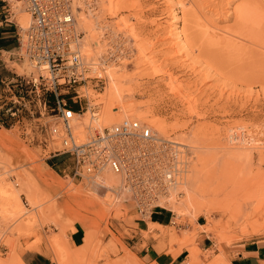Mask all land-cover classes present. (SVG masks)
Wrapping results in <instances>:
<instances>
[{
	"label": "rangeland",
	"instance_id": "rangeland-1",
	"mask_svg": "<svg viewBox=\"0 0 264 264\" xmlns=\"http://www.w3.org/2000/svg\"><path fill=\"white\" fill-rule=\"evenodd\" d=\"M78 1L73 5L79 7L76 12L88 19L87 12L92 11L99 31L85 36L79 24L82 17L77 16L80 37L76 50L87 63L91 62L88 55L100 54L96 75L102 78L68 93L63 88L59 99L73 111L75 106L76 121L86 125L90 107L96 106L101 117L107 94L105 73L117 70L121 96L132 106L127 112L131 118L120 122L138 117L135 121L152 125L161 137L185 143L190 152H186L191 158L186 184L175 191L183 195L173 196L171 200L177 202L170 201L167 210L175 225L150 224V230L156 231L152 236L156 248L173 256L185 251L184 264H228L221 246L264 239V56L245 60L248 63L235 59L236 64L202 46L196 24L208 22L217 33L214 40L222 41V31L239 32L236 13L241 6L252 2L262 12L264 0ZM254 12L250 14L256 16L258 11ZM259 17L241 26L247 32L243 46L238 44L240 50L252 44L264 53V17ZM22 20L25 27L27 17ZM170 21L181 32V39L170 34L174 28ZM14 67L22 75L30 72L25 66ZM49 96L46 100L53 104L54 97L50 102ZM40 102L41 98L24 93L23 100L8 106L6 117L0 115V229L5 246L0 264H23L19 253L34 251L39 245L52 264H59L58 251L63 264H143L132 248L129 227L140 219L132 207L110 201L104 189L45 166L53 158L50 147L44 149L42 125L50 118L37 119ZM110 108H117L112 111L119 114L116 104ZM159 126L167 128L166 134L158 132ZM236 128L246 129L262 143L232 145L229 134ZM36 212L43 215L40 221L33 219ZM81 224L90 229L83 228L85 244L75 249L69 235ZM142 236L150 240L148 233ZM29 239L32 243H25Z\"/></svg>",
	"mask_w": 264,
	"mask_h": 264
},
{
	"label": "built area",
	"instance_id": "built-area-1",
	"mask_svg": "<svg viewBox=\"0 0 264 264\" xmlns=\"http://www.w3.org/2000/svg\"><path fill=\"white\" fill-rule=\"evenodd\" d=\"M0 1L8 18L21 13L29 16L26 28L13 21L17 32L13 57L20 66L30 69L19 81L17 99L23 100L24 93L42 99L37 119L44 115L50 118L42 125L44 149L49 146V154L72 159L71 174L66 175L72 180L95 183L106 170L119 176V187L112 194L131 206L140 219H147L156 209L168 210L169 187L182 178L186 169L185 163L179 162L174 143L158 136L149 126L128 120L101 131L89 127V137L81 141L72 133L76 113L65 100L59 99L60 90L65 88L68 93L91 79L101 81L89 76V65L72 48L80 37L75 27L73 1ZM74 92L79 99V92ZM48 95L54 97L53 104L46 100ZM229 142L249 146L260 145L262 140L258 141L244 128H236L229 134ZM98 188L108 192L102 184ZM171 225H175L173 220ZM3 236L0 231V252L5 247Z\"/></svg>",
	"mask_w": 264,
	"mask_h": 264
},
{
	"label": "bare ground",
	"instance_id": "bare-ground-1",
	"mask_svg": "<svg viewBox=\"0 0 264 264\" xmlns=\"http://www.w3.org/2000/svg\"><path fill=\"white\" fill-rule=\"evenodd\" d=\"M77 2H79L77 0ZM103 2V1H102ZM105 3V1L103 2ZM73 5H74V0H73ZM103 7V6H102ZM101 7V9H102ZM76 9H79V7L75 6ZM104 8V7H103ZM93 10H95V8H93ZM258 11L257 15L256 16H253L251 15L250 13H253L254 11ZM87 11V10H86ZM92 11H89L87 13L90 14V18L88 17L85 18L83 17L81 14V12H74V15H75V27L78 29L77 27V16H81L82 17V22L79 23L82 25L83 29H84V32H85V36H90L92 35L95 31H97L99 29V23L96 21L97 19L94 17V14L91 13ZM255 13V12H254ZM193 14H195L196 16V13L193 12ZM18 14H15L14 16H17ZM21 16H26L27 17V22H26V26L28 25L29 23V16L24 13L23 15L20 14ZM19 16V15H18ZM193 16V15H192ZM261 16V17H264V11L262 10V12L260 11V9L257 8V5L255 3H252V2H248L246 3L245 5L241 6L238 10V13H236V21H237V27L239 28V32L234 34V35H229V32H227L226 30L225 31H222V33L224 35L223 36V40L222 41H215L214 40V37H217V33L213 30H211V28H209L207 26L208 22L205 23V24H201L200 22L196 24V29H197V38L201 41V43L203 44H200L202 46H204L207 50H212V51H217L219 54L221 55H225L227 58H230L231 60H233L236 64H237V60L235 61V59H240L243 61L244 59V62L245 60L249 59L251 60L253 57L255 58V56H258L260 57V55L264 56V53L263 52H259L258 51V48L256 49L255 46H253L251 44L250 47H247V45H245L246 47H244V49L240 50L239 47H238V44H241L240 46H243V43L246 41V32L247 30L243 29L241 26H247L248 22H252V23H255V21H258V17ZM198 18V17H197ZM260 18V17H259ZM91 19V20H89ZM172 20H175V17H172L171 18ZM199 19V18H198ZM94 20V22H93ZM262 20V19H261ZM260 20V21H261ZM92 21V22H91ZM247 23V24H246ZM261 23H263L261 21ZM260 23V24H261ZM19 26H21L22 28H26V26L24 27L23 25H20L18 24ZM169 25H171L172 27H174L172 30H170V34L172 36H174V38L177 40V39H181V32H177V28L175 27V23L172 25V22L170 21L169 22ZM210 26H212L210 23H209ZM256 25V24H255ZM253 25V26H255ZM263 26V25H262ZM251 27V26H250ZM260 28H263V27H260ZM82 29V28H81ZM214 29V28H213ZM254 29V28H253ZM259 29V28H258ZM219 30V29H218ZM218 30L216 29V31L218 32ZM237 30V29H236ZM252 30V29H251ZM78 31V30H77ZM99 31V30H98ZM176 31V32H174ZM196 31V30H195ZM99 33V32H98ZM96 33V34H98ZM181 34V35H180ZM227 34V35H226ZM220 35V34H219ZM93 37V36H92ZM88 38V37H87ZM221 38V37H220ZM256 38H258L256 36ZM262 38V37H261ZM92 38H90L91 40ZM174 39V40H175ZM250 39V37L248 38ZM85 40V39H84ZM82 40V41H84ZM197 40V41H199ZM252 39H250L251 41ZM256 39H254L253 41H255ZM261 40L260 38L258 39V41ZM87 41V40H86ZM249 41V40H247ZM254 43V42H253ZM258 43V42H257ZM257 43H255L254 45H256ZM81 44V43H80ZM84 44V43H83ZM82 44V45H83ZM249 44V43H247ZM79 45V42L78 40L75 41V45H73V49L76 50L77 46ZM85 46V45H84ZM259 46V45H258ZM83 47V46H82ZM82 47L81 50H82ZM79 48V47H78ZM90 48V47H89ZM100 49V48H99ZM98 50V49H96ZM92 51V50H91ZM102 51V50H101ZM77 52L79 53V55L81 56L80 52H79V49H77ZM85 52V51H83ZM88 53V52H87ZM84 54V53H83ZM86 54V53H85ZM89 54V53H88ZM218 54V55H219ZM100 54H96L95 52V55L93 53L92 56H87L88 60L91 61L89 63H87V61L85 62V58L83 59L82 56V60L89 65L90 67V70L91 72L89 73L94 75L95 77L94 78H102V75L99 74V75H96V71H97V66H96V61H97V57H99ZM220 55V56H221ZM261 56V57H262ZM223 58V57H222ZM225 58V57H224ZM99 59V58H98ZM222 60V59H221ZM254 60V59H253ZM93 61V62H92ZM248 61V60H247ZM223 62V61H222ZM239 62V61H238ZM227 63V62H226ZM234 63V65H235ZM240 63V62H239ZM245 63H248V62H245ZM250 63V62H249ZM95 64V65H94ZM231 64H232V61H231ZM244 65V63H243ZM99 68V67H98ZM118 71L115 70V69H110L108 70L106 73H105V77H106V81H107V87H106V98H105V101H104V107L101 109V117L99 116V112H98V108L96 106L94 107H90L89 110H88V113H89V119H88V123L86 125H83L81 123H78L76 120L78 119L76 116L72 122V133L81 141V140H85V138H88L89 136L88 135V131H89V127H97L101 130H103V128H110L112 125H115V124H118L122 118H131L130 115L127 114V112H130L131 111V104L127 103L124 101V98L121 96V93L119 90H122L120 89L122 84H121V80H120V76L117 75ZM119 76V77H118ZM100 78V79H101ZM129 80V79H128ZM124 88V87H123ZM117 105L118 107V115H115L117 114V111H112V110H117V108H113L111 109L110 106H114V105ZM134 108V107H133ZM94 109L95 112H94ZM133 114V113H132ZM77 115V114H76ZM84 118V117H83ZM135 120H139L138 117L137 118H134ZM135 120H132V122H137L141 125H147L143 122H138V121H135ZM84 121V120H83ZM130 121V120H128ZM110 125V126H109ZM149 126L150 128L152 127V125H147ZM174 128V127H173ZM152 129V128H151ZM157 130L158 132L161 134V135H164L166 134L167 132V128H165L164 126H159L157 127ZM169 130V129H168ZM154 131V130H153ZM156 132V131H155ZM157 133V132H156ZM175 133V132H174ZM158 135V133H157ZM160 136V135H158ZM184 134H181V137L184 138ZM161 137V136H160ZM164 138V137H162ZM167 139V138H165ZM178 139V138H177ZM169 140V139H168ZM171 141V140H170ZM172 143H174V147L175 149L177 150L178 154L180 155L179 156V162H184L185 165H186V169H185V172L184 174L182 175V178H180L179 181L175 182V184L173 183L169 189H170V195H169V199H168V202L170 204V201L171 202H177V201H174V200H171V199H174L172 198L173 196L174 197H178V194H181L183 195L182 192H175L177 189L179 188H182L185 184H186V178H187V174L190 170V162H191V158H190V155L188 156L187 154H189L190 152H188L187 150H185V148H188L187 145L183 142H179V141H171ZM187 152V154H186ZM184 155L187 156V159L184 158ZM190 173V172H189ZM119 182H120V178L119 176H116L114 174H112L111 172H109V170H106L104 173H102L98 178H96L95 180V183H91V182H88V181H84V183H86L87 185H89L90 187H94L97 186V189H98V186L99 185H104L108 188V192L110 194V201H112L113 199L114 200H117V202L120 204H123L122 203V200L119 196H115L112 194V191L114 190L115 191V187H119ZM175 192V193H173ZM3 193H7V191L3 192ZM106 194V193H105ZM11 195V194H10ZM180 198V197H179ZM187 202H190L191 201V196L190 194L187 193ZM33 203V202H32ZM172 204V203H171ZM16 208H19L20 205L19 204H16L15 205ZM41 217L40 216V213L36 212L34 214V221H40L41 220ZM32 218V217H31ZM31 221V220H29ZM33 221V222H34ZM28 223V222H27ZM31 223V222H29ZM1 231V229H0ZM35 250L34 251H38L39 248H34ZM59 252V251H58ZM56 253L57 254V262L59 264H63L61 261V258H60V254L59 253Z\"/></svg>",
	"mask_w": 264,
	"mask_h": 264
},
{
	"label": "crops",
	"instance_id": "crops-1",
	"mask_svg": "<svg viewBox=\"0 0 264 264\" xmlns=\"http://www.w3.org/2000/svg\"><path fill=\"white\" fill-rule=\"evenodd\" d=\"M21 19L24 22V15L22 18L20 16L8 18L5 13V5L0 1V115L3 117L7 116L8 106L17 101L19 81L23 79L22 74L17 73L14 67L21 68V66L13 57L17 46V32L13 21L19 20L21 25ZM51 158L53 159L45 163L48 169L67 173V175L71 174L73 161L69 156L52 155ZM172 219V214L167 210L156 209L147 219L133 220L130 224L132 248L135 249L143 264L185 263L187 257L185 251H180L176 256L169 254L166 250L160 252L156 248L158 245L156 246L154 243L156 241L152 240L156 231L150 230V224L168 227L171 225ZM85 227L86 225L81 224V226L75 227V230L69 235L70 243L75 249L83 247L85 244L83 232ZM85 229L88 231L90 228ZM142 233H148L150 240H145ZM32 241L29 239L25 243H32ZM143 244H146V247L140 249ZM201 246L205 248L203 244ZM38 247V251L24 250L19 253L20 261L23 264H52V260L43 245ZM221 247V253L228 264H264V239H253ZM217 254H219L218 251L215 255Z\"/></svg>",
	"mask_w": 264,
	"mask_h": 264
},
{
	"label": "trees",
	"instance_id": "trees-1",
	"mask_svg": "<svg viewBox=\"0 0 264 264\" xmlns=\"http://www.w3.org/2000/svg\"><path fill=\"white\" fill-rule=\"evenodd\" d=\"M50 97V102L53 100V96H49ZM73 108H74V111H78V109L75 107V106H73Z\"/></svg>",
	"mask_w": 264,
	"mask_h": 264
}]
</instances>
